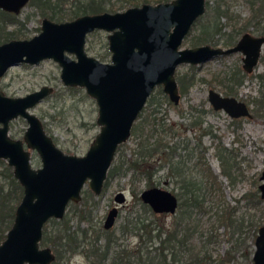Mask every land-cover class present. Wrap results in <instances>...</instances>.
<instances>
[{"label":"water","instance_id":"water-1","mask_svg":"<svg viewBox=\"0 0 264 264\" xmlns=\"http://www.w3.org/2000/svg\"><path fill=\"white\" fill-rule=\"evenodd\" d=\"M29 2L0 0V9L19 14ZM206 9L207 0H171L61 22L43 18L37 35L0 44V81L13 66L53 59L61 66L66 86L83 87L96 100L100 126L85 155L65 153L32 112L53 88L43 86L25 96H9L0 86V158L13 168L23 187L13 225L0 244V264H51L56 260L52 248L42 245L44 226L51 219L64 218L70 203L81 202L85 185L97 196L103 192L119 146L129 140L157 86L179 104V66H200L220 56L242 53L244 71L255 70L264 46L261 35L247 32L231 47H183ZM96 30L108 33L110 62L86 50L87 37ZM208 101L214 110L225 111L232 118L252 117L247 103L238 97L211 88ZM18 118L28 124L22 139L10 135V123ZM33 151L41 161L38 167L32 163ZM260 179L258 188L264 199V170ZM140 197L156 214L173 215L179 207L177 195L166 188H147ZM115 201L123 204L126 195L118 192ZM118 215L115 206L106 217V229L114 227ZM252 259L253 264H264V225L256 236Z\"/></svg>","mask_w":264,"mask_h":264},{"label":"trees","instance_id":"trees-1","mask_svg":"<svg viewBox=\"0 0 264 264\" xmlns=\"http://www.w3.org/2000/svg\"><path fill=\"white\" fill-rule=\"evenodd\" d=\"M69 1L31 0L29 5L35 7L43 18L61 22L84 14L125 10L151 0ZM234 2L207 0L205 14L196 21L188 35L190 36L197 28L198 34L191 37L192 46L210 44L231 47L247 32H256L264 36V0H246L251 8V15L245 19L234 9ZM209 14L210 17L203 21ZM23 25L25 21L19 14L0 9V44L20 38ZM197 67L190 65L186 72H177L182 95L198 79ZM249 76L239 65L227 72L226 79L220 80L222 94L238 96L237 88ZM259 78L264 82L263 75H259ZM68 89L76 91L74 87ZM156 94L169 101L163 88L157 87L140 114V120L132 129V134L136 136V147L132 149L130 157L121 158L118 164L114 163L108 177L125 176L131 172L133 180L143 178L150 188L157 184L158 168H166L168 174L172 175L179 185V191L175 193L179 199V207L173 215L171 225L162 220L165 214L154 213L138 196V205L143 213L131 211L121 224L122 235L137 237V242L134 246L119 243L115 233L110 234L96 227L95 221L91 218L92 210H88L94 204L89 203L90 199L94 200V196L90 190H85L84 195L91 198L87 200L84 196L83 202H80L82 208L75 212L79 217L77 227L69 226V219L66 217L60 220L62 223L58 227L50 230L48 226L45 227L42 245L53 248L58 261L53 264H60L59 261L66 257L67 252L70 255L83 254L91 264H253L256 236L259 228L264 225V209L261 208L263 199L259 189L251 190L237 200V204L243 200L245 204L243 206L225 204L219 176L211 170L202 150L197 161H201L205 167L206 179L198 181L190 176L186 171L184 156L179 153L180 157L176 159L177 148L186 149V146L167 140L169 134L172 136L179 134L183 123L162 121L155 115L159 103ZM249 103H254V115L264 114V89ZM207 111L202 105L191 106L188 127L206 129L204 120L200 117ZM216 153L221 162L222 174L228 177L233 185L237 180V174L234 173V166L238 167L237 155L221 146H217ZM107 183L108 181L106 185ZM212 192L219 193L222 197L217 205L219 208L205 226L202 225V218L211 211L208 206V193ZM22 197L23 187L15 178L13 168L0 158V244L13 225L16 208ZM144 213H150L152 218L145 216ZM85 221H88V227L82 228L81 224ZM221 227L227 231L232 246L225 254L214 255L211 245L215 246L219 240L221 241L218 232Z\"/></svg>","mask_w":264,"mask_h":264},{"label":"rangeland","instance_id":"rangeland-1","mask_svg":"<svg viewBox=\"0 0 264 264\" xmlns=\"http://www.w3.org/2000/svg\"><path fill=\"white\" fill-rule=\"evenodd\" d=\"M234 1V9L242 18L245 19L251 15V8L246 0ZM145 2L156 4L160 1L151 0ZM19 15L25 21V25L20 30L22 35H20L19 39L31 38L40 32L43 17L40 16L35 7L28 3ZM210 15L204 18L203 21H206ZM10 28H14V26H10ZM91 34L88 36L86 45L89 55L97 57L103 62H110L111 52L108 49V33L104 30H96ZM195 34H198L197 28L184 40V48L192 47L191 37ZM252 34L260 36L256 32H252ZM242 59V53H233L214 58L198 66L196 70L198 79L186 93L181 94V101L178 105H175L169 97L168 101L161 95L156 94V100L159 103L155 115L162 121L183 123L179 134L174 136L169 134L167 136V140L171 143L177 142L178 145L186 146V149L177 148L176 159L180 157L179 153L182 154L185 159L187 173L194 179L202 181L206 179L207 175L202 162L197 161V157L200 156V150H202L212 168L211 170L219 176L223 201L227 205H236L237 200L241 199L245 193L257 190L262 182L260 177L264 170V114L253 115L252 118L241 117L234 119L225 111L214 110L208 101L209 89L213 88L222 93L220 80L226 79V73L238 65L243 68ZM189 66L188 64H183L178 67L177 72L184 73L189 70ZM60 75L61 66L59 63L53 59H47L39 65L21 64L11 67L5 77L1 79L0 86L9 96H25L28 93L39 90L43 86L52 87L53 92L32 109V112L41 118L45 130L65 153L79 156L85 155L100 131V126L97 124L98 105L96 100L87 94L85 88L74 87L76 91H70L68 88L71 87L66 86L62 82ZM259 75L264 76V46L260 63L254 72L245 79L244 83L237 88V97L247 102L259 96L260 91L264 89V83L260 80ZM251 104V107L254 108V103ZM201 105L208 110L207 113L200 117V119L204 120L206 129L200 130L188 127L191 106L201 107ZM252 111L255 113L254 109ZM139 120L140 118L136 122ZM27 126L28 124L23 118L14 120L11 123L10 135L17 139H22ZM147 129L148 127L145 130ZM134 146L136 147V136L131 134L129 140L119 146L113 165L114 163L118 164L121 158L130 157ZM217 146L228 148L237 155L238 167L234 166L237 180L233 185L230 179L222 174L221 162L216 153ZM32 163L34 167L41 165L40 158L35 151L32 152ZM156 180L157 187L178 193L179 185L176 184L173 176L168 174L166 168H158ZM107 181V185H105L103 192L99 196L94 194L88 188V185L84 187L83 198L86 196L84 191L90 190L95 200L90 199L91 196L89 198L86 196L87 200L90 199L89 203L95 204L88 208V210H92L91 218L95 221L94 223L97 222L98 229L104 230L103 225L109 211L117 206L119 215L116 223L113 228L107 231L110 234L115 233L119 243L134 246L137 242V237L123 236L121 224L131 211L143 213L138 205L137 197H140L143 190L149 187H147L143 178H135L133 180L131 172L125 176L108 177ZM118 192H123L126 195V201L123 204H118L115 201ZM208 195V206L211 211L202 218V225L205 226L206 222L210 220L209 218L219 208L217 205H219V200L222 197V195L220 197L219 193L215 192H212V194L208 193ZM237 205L243 206L245 204L242 200ZM81 208L80 203H70L67 208L65 217L69 219V226L72 228L78 226L79 217L75 215V212ZM261 208L262 210L264 209V199ZM242 210H244V207ZM144 215L152 218L150 213H144ZM172 219L173 215L165 214L162 220L170 226ZM61 223L60 220L56 222L49 220L46 226L50 230L53 227H58ZM81 227L87 228L88 221L83 222ZM218 232L221 241L219 240L215 246L214 244L211 245L214 255L217 253L225 254L232 246L227 231L221 227ZM223 233L225 234L223 235ZM65 256L62 261H59L60 264H91L83 254L70 255L67 252Z\"/></svg>","mask_w":264,"mask_h":264},{"label":"flooded vegetation","instance_id":"flooded-vegetation-1","mask_svg":"<svg viewBox=\"0 0 264 264\" xmlns=\"http://www.w3.org/2000/svg\"><path fill=\"white\" fill-rule=\"evenodd\" d=\"M30 1H31V0H30ZM170 1H171V0H170ZM160 2H168V1H160ZM157 3H159V2H157ZM92 33H93V32H92ZM90 34H91V33H90ZM90 34H89V35H90ZM89 35H88V36H89ZM17 39H19V38H17ZM87 41H88V37H87ZM108 49H109V45H108ZM86 50H87V48H86ZM109 51H110V50H109ZM87 52H88V51H87ZM261 55H262V53H261ZM73 56H74V55H73ZM260 60H261V57H260ZM259 63H260V61H259ZM255 69H256V68H255ZM253 72H254V71H253ZM253 72H252V73H253ZM252 73H250V74H252ZM250 74H249V75H250ZM263 83H264V82H263ZM157 87H160V86H157ZM157 87H156V88H157ZM161 87H162V86H161ZM156 88H155V90H156ZM155 90H154V91H155ZM235 97H237V96H235ZM238 98H239V97H238ZM239 99L242 100L241 98H239ZM180 101H181V99H180ZM242 101L246 102L245 100H242ZM147 102H148V101H147ZM179 103H180V102H179ZM246 103H247V105L249 106V109H250V111H251V113H252V117H253L254 113H253V111H252L253 108L251 107L252 104L249 103V101H247ZM143 110H144V109H143ZM142 112H143V111H142ZM142 112H141V113H142ZM252 117H251V118H252ZM138 118H139V117H138ZM234 119H237V118H234ZM137 120H138V119H137ZM13 121H14V120H13ZM13 121H12V122H13ZM12 122H11V123H12ZM11 123H10V126H11ZM135 123H136V122H135ZM134 125H135V124H134ZM133 127H134V126H133ZM132 129H133V128H132ZM47 133H48V132H47ZM48 134H49V133H48ZM131 134H132V133H131ZM11 136H12V135H11ZM13 137H14V136H13ZM53 139H54V138H53ZM54 141H55V140H54ZM56 144H57V143H56ZM57 146H58V145H57ZM200 151H201V150H200ZM5 161H6V160H5ZM111 167H112V166H111ZM110 169H111V168H110ZM109 171H110V170H109ZM108 176H109V173H108ZM106 181H107V180H106ZM105 185H106V183H105ZM85 186H86V185H85ZM88 188H89V187H88ZM104 188H105V186H104ZM89 189H90V188H89ZM258 189H259V188H258ZM83 190H84V189H83ZM103 190H104V189H103ZM91 191H92V190H91ZM92 192H93V191H92ZM93 193H94V192H93ZM82 194H83V192H82ZM98 196H99V195H98ZM260 196H261V194H260ZM82 199H83V196H82ZM81 201H82V200H81ZM79 203H80V202H79ZM116 207H117V206H116ZM154 213H155V212H154ZM169 215H172V214H169ZM173 215H174V214H173ZM64 217H65V216H64ZM62 219H63V218H62ZM51 220H52V219H51ZM57 220H61V219H57ZM104 223H105V222H104ZM46 225H47V224H46ZM46 225L44 226V230H45ZM96 227H97V222H96ZM103 228H104V230H106V231H107V230H110V229H106L104 225H103ZM43 236H44V234H43ZM52 250H53V249H52ZM53 252H54V251H53ZM54 253H55V252H54ZM55 255H56V254H55ZM55 261H56V260H55ZM55 261H54V262H55ZM54 262H52L51 264H53Z\"/></svg>","mask_w":264,"mask_h":264}]
</instances>
